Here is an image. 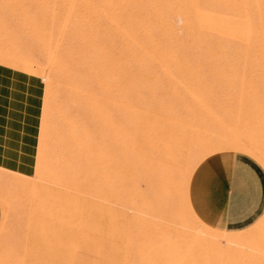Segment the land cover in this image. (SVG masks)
Returning <instances> with one entry per match:
<instances>
[{
	"label": "rangeland",
	"instance_id": "1",
	"mask_svg": "<svg viewBox=\"0 0 264 264\" xmlns=\"http://www.w3.org/2000/svg\"><path fill=\"white\" fill-rule=\"evenodd\" d=\"M263 1L0 0V65L39 77L44 86L43 110L46 109L41 117L40 160L32 174L23 177L0 172V264H175L182 257L226 264L232 257L226 243L195 246L183 239L184 228L199 238L207 232L186 210L187 166L178 171L168 212H164L149 190L157 162L146 158L138 192L142 204L135 212L142 219L136 216L140 221L136 220V214L126 210L116 171L106 172L107 176L93 171L104 158L93 152L100 126L97 119L93 123L86 116L83 102L92 96L102 98V76L112 71L115 83L123 82L128 92V99L117 98V92L113 96L124 110L118 138L123 140L126 131H133L139 121L148 117L169 119L179 113L190 122L185 144L208 148L188 164L193 172L190 186L201 164L224 154L243 156L264 173L256 161L243 154L227 151L211 155L209 150L212 145L235 140L264 148V98H150L157 90V95L163 96L162 90L176 83L186 70L192 77L186 76L184 81L192 82L197 76L209 82L213 92H217L210 76L214 71L235 84L253 74L262 78L258 70L264 66ZM246 21L258 31V47L251 44L254 36L246 34ZM256 59L258 67L253 63ZM164 69L171 75L165 76ZM152 74L157 76L156 81L151 79ZM130 83L135 85L131 91L127 90ZM133 90L142 98H131ZM262 223L264 226V212L246 230L224 233L239 236L255 232L251 247L257 248L264 237Z\"/></svg>",
	"mask_w": 264,
	"mask_h": 264
},
{
	"label": "bare ground",
	"instance_id": "2",
	"mask_svg": "<svg viewBox=\"0 0 264 264\" xmlns=\"http://www.w3.org/2000/svg\"><path fill=\"white\" fill-rule=\"evenodd\" d=\"M245 2H246V0H245ZM253 2H255V1H253ZM259 4H261V3H259ZM251 7H253V6H251ZM237 9H239V8H237ZM235 18H237V17H235ZM227 21L229 22V20H227ZM232 22H233V20H232ZM230 25L232 26L233 24H230ZM236 25H237V23H236ZM253 27L254 26H252V24L250 22H248V21L244 22V28H245L246 34H248L250 36H254V38L252 39V43L251 44L253 45V47H258L259 42H260L259 41V36H258V31H256L255 29H253ZM226 29H228V28H226ZM222 30H224V29H222ZM236 32H234V34ZM234 34H233V36H234ZM254 34H256V35H254ZM246 37H248V36L246 35ZM212 40H213V38H212ZM222 40L224 41V39H222ZM215 41H216V39H215ZM237 41H239V40H237ZM262 41H264V40H262ZM226 42H228V41H226ZM226 50H228V49H226ZM224 51H225V49H224ZM0 56H1V54H0ZM224 57H225V55H224ZM151 58H153V57H151ZM5 59H4V61H5ZM10 60H12V58ZM202 60H203V58H202ZM7 61H8V59H7ZM14 61H16V60H14ZM18 61L21 63L22 60H18ZM10 63H11V61H10ZM17 63L14 62L15 65ZM253 63L257 67H258V65H260V64L257 65V59ZM1 64H2V62H1ZM6 64H8V63H6ZM19 64L17 66H15V68L16 67H19ZM22 64H23V62H22ZM226 65H228V64H226ZM25 66H27V65L25 64ZM244 67L245 66L243 65V68ZM22 68L23 67H21V69ZM147 68H149V67H147ZM225 68H227V67H225ZM229 68H230V66H229ZM181 69L183 70V68H181ZM18 70H20V68ZM152 70L153 69H151L150 71H152ZM219 71H220V69H219ZM258 71L262 73V75H261L262 78L259 79L258 76H255L253 74V75H250L249 77H246V76L243 77L242 79L239 80V82H236V84L235 83H232L231 81H229L220 72L214 71L210 76H211V79L213 80V82H215V84H216L215 86H216L217 92H213L212 91V86L209 84V82H207L205 80L204 81L203 80H200V78L198 79L197 76H195L193 78V81L192 82L184 81V77H186V76L192 77V73L190 72V70H186V71H183V75L179 74L180 79H178V81H176V83H174L172 86L168 87V89H163L162 90L163 91V96H158L157 95L158 94V90H157V93H151L150 98H161V99L162 98H264V66L261 65ZM26 72H27V70H26ZM120 73L123 74L122 71ZM162 73L165 76H168L170 74V72L167 69H164L162 71ZM200 73H201V71H200ZM94 75H96V72L94 73ZM42 76H44V75H42ZM102 77L105 79V81H103V83L100 84V86H102V95H103L102 98L101 99H95L97 97H95V96H92L91 97L90 96L91 98H88V99H86L83 102V108L85 110L84 112H85L86 116L92 122L95 119H97L98 121H96V122L97 123L99 122V126H100V128L98 127L99 128V130H98V136H99V138H97V140L94 142L95 151H93V152H95V154H96L95 156H97V154H98V155H102L104 158L102 159L103 161L101 162V165L99 167H94L93 168V171L94 172H98V170H99V171L103 172L104 175H106V172H110L112 170L113 171L114 170L116 171V174H118L120 176V181H121L120 182V184H121L120 185V194H121V196L123 198L122 201H123V204H124L126 210H129V211L135 213V212L138 211V209L140 208V206L142 204L141 198H140V196H138V192L140 193V187H141L140 184L142 185V183H143L141 181V173H142V165H143L144 160L146 158H148V157L155 158V162H157V169H156V173H155L154 180L152 182V188L151 189L149 188V190H152V197L151 198H153V200H154L155 204L157 205V207L160 210L164 211V212H168V208L170 206V200H171V198L173 196V193H174V180H175V177H176L178 171L183 166H187L186 167L187 168V172H186V175H187V178H186L187 179V188H186V193H185V204H186L185 206H186V210L189 213V215L191 216V218H193L200 226H204L207 229V232H205L204 235H201L200 234L203 237L199 238V237H197L195 235L196 233L193 234L192 233L193 231L191 232L188 228H184V230L182 229L183 230L182 236H184L183 239L186 238L188 240V242H190L191 245H195V246H207V245L208 246H221V244L223 242L226 243V245L229 246V248H231L230 250H232V255H231L232 257H231L230 260H228V261L225 262L226 264H264V237H263V239L259 240L258 247L257 248L256 247L255 248H252L251 247V245H252L251 243L255 240L254 239V236H256V233L255 232H250L248 234L239 235V236H235L233 233H224V232L221 233V232H217V231H214V230L208 228L205 224H203L197 218V216L195 215V213L193 212V210L191 208V205H190V202H189V187H190V180H191V176H192V173L193 172L192 171L190 172V169L188 167V164L196 156H198L199 153L205 151L208 148L206 146H201V147L195 148V147H192V146H187L185 144V142H186L185 141V139H186L185 138V135L189 131V126H190L189 120L186 119V118H183L181 116V114H179V113L176 114L175 116H173L172 118H169V119H168V117L166 118V117H161V116L148 117L146 119L144 117L145 120L144 121L142 120L143 122L142 121H139V124L134 127L133 131H131V132L126 131L125 132L124 139L122 140V139L118 138V135H119V127H118V124H119L120 117H122V113L124 114V112H123L124 110L121 109V104H118V103L116 104L114 102L113 96L117 92V94H118L117 95V98H125V99L127 98L128 99V97L126 96V93H128V92L125 89L126 87L124 88L123 82L120 83V84H116L115 83V76L112 73V71H108V72L104 73V76H102ZM78 78L81 79V77H78ZM96 78H98V77H96ZM82 79H84V78L82 77ZM151 79L154 80V81H156L157 80V76L154 75V74H152L151 75ZM48 80H50V79H48ZM88 81H90V80H87V82ZM91 82H92V80H91ZM91 82H89V83L91 84ZM49 83H51V82H49ZM133 87H135L134 83H130L128 85V89L127 90H130L131 91ZM223 89H226V93H224V94L222 93V95H221V91ZM238 89H240L239 92H237ZM60 92H59V94H60ZM137 92H138L137 90L135 92L133 90V92H131L132 93V95H131L132 97L131 98H142V95H140V93H137ZM238 93L240 94L239 97H236L235 95H233V94H238ZM47 95H46V98H47ZM99 95H100V93H99ZM49 96H50V94H49ZM60 97H61V95H60ZM46 98H45V100H46ZM45 107H46V104H45ZM143 107H144V105H143ZM45 110H43V111H45ZM45 113H46V111H45ZM127 113H125L126 114L125 116H127ZM54 115L56 116V114H54ZM128 116H129V114H128ZM130 118H132V117H130ZM54 119H52V120L54 121ZM125 119H127V117ZM83 120H84V118H83ZM49 121H51V120L49 119ZM55 121H58V120H55ZM125 121L126 120H124V122ZM127 121H129V120L127 119ZM56 125H55V127H56ZM127 125H128V122H127ZM76 127H78V126H76ZM95 128H96V126H95ZM86 130H87V128H85L84 131H85L86 135H88L87 132H86ZM122 130L125 131V129H122ZM199 143H200V141H199ZM80 144H83V143L80 142ZM209 150H211L210 151L211 152V155H214V154H217V153H220V152L221 153L222 152H227V151H232V152H236V153H239V154H243L245 156H248V157L254 159L264 169V148H261L260 146H253V145H250L248 143L237 142L235 140V142L228 141V142H225V143H222V144L212 145L211 147H209ZM86 153H87V151H86ZM38 160H40V159H38ZM143 176L145 177V174ZM149 202L152 203V201H149ZM173 204H174V202H173ZM150 207H152V206H150ZM149 208H146V209L148 210ZM122 210H124V209L122 208ZM126 210H124V211H126ZM155 211H157V210L155 209ZM140 212H142V211L140 210ZM149 212H150V210H149ZM128 213H130V212H128ZM152 213H154V211ZM135 214H134L135 215L134 218H137L136 216H138V213H135ZM156 214H157V212H156ZM139 218H141V216ZM136 220H138V218ZM138 221H140V220H138ZM156 222H157V220H156ZM133 223L135 225V222H133ZM159 224L161 225L162 223H159ZM128 226H129V224H128ZM263 227L264 226H263V223H262L260 230L263 229ZM136 230H137V228H136ZM147 231H148V229H147ZM150 232H148V233H150ZM211 233H214V234H216V233L224 234V237H221V238H218L217 237L216 238V237H214L215 235L213 236ZM157 236H159V235H157ZM149 237H151V236H149ZM161 238H163V237H161ZM151 247H153V246H151ZM165 248H166V245H165ZM177 249H179V248H177ZM167 250L168 251L171 250V253H175V252H172V249H170L169 247H168ZM174 250H175V248H174ZM181 252H182V250H181ZM5 254L7 255V253H5ZM168 255H170V254H168ZM180 257H182V256H180ZM228 257L230 258V256H228ZM201 258H203V257H201ZM213 263H216L215 260H214ZM175 264H206V263L203 260H200V259H196V258L195 259L194 258L185 259V258L182 257V258H179V259L177 258V260L175 261Z\"/></svg>",
	"mask_w": 264,
	"mask_h": 264
},
{
	"label": "crops",
	"instance_id": "3",
	"mask_svg": "<svg viewBox=\"0 0 264 264\" xmlns=\"http://www.w3.org/2000/svg\"><path fill=\"white\" fill-rule=\"evenodd\" d=\"M43 97L39 77L0 65V172L32 174L40 144ZM190 202L214 231L246 230L264 212V173L240 155L212 157L193 176Z\"/></svg>",
	"mask_w": 264,
	"mask_h": 264
}]
</instances>
